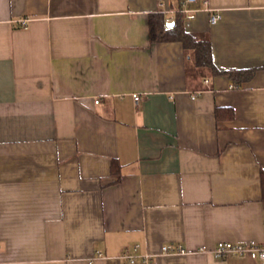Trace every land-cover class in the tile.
Returning <instances> with one entry per match:
<instances>
[{
    "label": "crops",
    "instance_id": "1",
    "mask_svg": "<svg viewBox=\"0 0 264 264\" xmlns=\"http://www.w3.org/2000/svg\"><path fill=\"white\" fill-rule=\"evenodd\" d=\"M206 1L184 30L237 87L150 40L183 0H0V264H261L209 249L264 245V0Z\"/></svg>",
    "mask_w": 264,
    "mask_h": 264
},
{
    "label": "trees",
    "instance_id": "2",
    "mask_svg": "<svg viewBox=\"0 0 264 264\" xmlns=\"http://www.w3.org/2000/svg\"><path fill=\"white\" fill-rule=\"evenodd\" d=\"M174 19L172 20V25H167L162 13L158 10L157 12H152L148 15V31L149 38L153 42L158 41H173L179 40L186 49L193 51L195 58V63L199 66H204L212 72L213 74L221 73L227 74L229 77H233V87H237L239 80L236 76L241 75L242 71L237 70H219L216 69L211 57V46L209 43L208 36L206 34H194L189 31L184 30L183 21L184 17L181 13L177 12L174 14ZM215 114L217 118L223 116L225 118H231L233 116L230 109L218 108ZM111 173L116 179L118 176V169L115 166V162L112 164ZM260 184L261 193L264 200V167L260 168Z\"/></svg>",
    "mask_w": 264,
    "mask_h": 264
},
{
    "label": "built area",
    "instance_id": "3",
    "mask_svg": "<svg viewBox=\"0 0 264 264\" xmlns=\"http://www.w3.org/2000/svg\"><path fill=\"white\" fill-rule=\"evenodd\" d=\"M202 1L204 5H207L206 0H183V3L180 7L166 11L168 14L167 21H171L174 18V14L179 12L183 14L186 18L192 19L195 17L196 9L190 7V4L197 3ZM210 22L215 23V21L220 17V15L214 10H210ZM204 82H207V79H204ZM232 87V85H231ZM138 94H133L134 99H138ZM183 248L176 247L174 248L172 244H166L161 246L160 252L167 253V252H181ZM210 254L212 257L218 259H224L226 257H238V256H245L249 258L258 259L261 264H264V245L259 244L255 241L250 242H230V241H218L217 244L209 249ZM97 254H100L99 251ZM122 259H125L129 262H134L138 258L149 261L151 255L149 253H141L139 251V245L134 244L131 252H124L121 256Z\"/></svg>",
    "mask_w": 264,
    "mask_h": 264
},
{
    "label": "water",
    "instance_id": "4",
    "mask_svg": "<svg viewBox=\"0 0 264 264\" xmlns=\"http://www.w3.org/2000/svg\"><path fill=\"white\" fill-rule=\"evenodd\" d=\"M173 21L172 22H168L167 25H172Z\"/></svg>",
    "mask_w": 264,
    "mask_h": 264
}]
</instances>
